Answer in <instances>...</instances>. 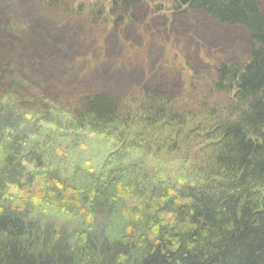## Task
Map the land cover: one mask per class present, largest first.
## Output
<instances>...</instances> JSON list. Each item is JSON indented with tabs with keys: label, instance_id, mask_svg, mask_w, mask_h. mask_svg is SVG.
<instances>
[{
	"label": "trees",
	"instance_id": "1",
	"mask_svg": "<svg viewBox=\"0 0 264 264\" xmlns=\"http://www.w3.org/2000/svg\"><path fill=\"white\" fill-rule=\"evenodd\" d=\"M74 1L50 3L71 10ZM170 2L251 31L248 57L209 72L208 94L191 81L175 96L138 86L127 97L18 99L26 85L13 86L17 70L0 67V264H264L261 1ZM88 4L72 12L103 13ZM93 138L105 144L104 161L76 185L70 156ZM158 152L180 154L173 176L149 169ZM66 218L76 221L54 222Z\"/></svg>",
	"mask_w": 264,
	"mask_h": 264
},
{
	"label": "rangeland",
	"instance_id": "2",
	"mask_svg": "<svg viewBox=\"0 0 264 264\" xmlns=\"http://www.w3.org/2000/svg\"><path fill=\"white\" fill-rule=\"evenodd\" d=\"M89 1L103 8V17L88 10L72 12ZM169 1L116 6L111 0H75L68 10L64 3L50 0H0V67L17 70L11 75L13 86L26 85L27 93H18V99L37 91L55 92L53 96L103 91L127 97L139 91L138 86L159 87L175 96L191 81L197 91L210 92L204 81L212 69L248 57L251 31L219 23L203 12L176 14ZM260 1L264 10V0ZM209 98L217 101L215 95ZM84 144L69 160L76 185H83L88 179L85 168L103 163L107 151L94 138ZM160 153L152 156L149 169L173 176L180 154ZM69 220L54 222L63 226L76 221Z\"/></svg>",
	"mask_w": 264,
	"mask_h": 264
},
{
	"label": "bare ground",
	"instance_id": "3",
	"mask_svg": "<svg viewBox=\"0 0 264 264\" xmlns=\"http://www.w3.org/2000/svg\"><path fill=\"white\" fill-rule=\"evenodd\" d=\"M212 35V37H216L217 35L216 34H211Z\"/></svg>",
	"mask_w": 264,
	"mask_h": 264
}]
</instances>
